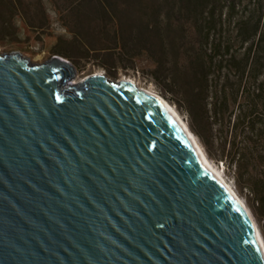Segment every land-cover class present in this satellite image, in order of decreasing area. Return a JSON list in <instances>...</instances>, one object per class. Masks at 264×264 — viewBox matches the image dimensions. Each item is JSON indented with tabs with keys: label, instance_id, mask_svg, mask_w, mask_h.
<instances>
[{
	"label": "water",
	"instance_id": "obj_1",
	"mask_svg": "<svg viewBox=\"0 0 264 264\" xmlns=\"http://www.w3.org/2000/svg\"><path fill=\"white\" fill-rule=\"evenodd\" d=\"M75 77L60 56L0 53V264H264L246 209L165 100Z\"/></svg>",
	"mask_w": 264,
	"mask_h": 264
},
{
	"label": "trees",
	"instance_id": "obj_2",
	"mask_svg": "<svg viewBox=\"0 0 264 264\" xmlns=\"http://www.w3.org/2000/svg\"><path fill=\"white\" fill-rule=\"evenodd\" d=\"M29 11L26 0H0V40L17 33V18L44 27ZM62 18L69 36L51 54L141 73L264 223V0H73Z\"/></svg>",
	"mask_w": 264,
	"mask_h": 264
},
{
	"label": "rangeland",
	"instance_id": "obj_3",
	"mask_svg": "<svg viewBox=\"0 0 264 264\" xmlns=\"http://www.w3.org/2000/svg\"><path fill=\"white\" fill-rule=\"evenodd\" d=\"M71 1L73 0H42L45 9V13H42V11L38 8V0H26L27 4L30 6V11L27 14L28 19L36 24H39L40 22L42 23L45 20V25L39 29L30 28L24 25L20 18H17L15 22L18 27V31L9 38L0 40V53L4 54L17 52L27 58L29 62L34 64H43L44 62L49 61L53 56H55L51 54L50 48L55 43L56 37L69 36L68 30L64 27L62 15L66 16L67 7ZM80 60L79 64L81 66L79 65L76 67V77L73 79V82L74 80L79 81L82 77L90 73L104 72L113 80L120 81L125 78H132L136 80L139 85L151 87L163 96L154 84H152L136 70L117 68L116 70L112 69L114 71H108L99 66L96 61L84 59ZM163 97L177 110L180 116L187 121V117L178 111L176 105L167 97ZM211 161L216 167L219 166V168L223 171L225 178L234 184L232 174L227 171L226 166L221 162ZM239 196L244 200V203H246L248 207L249 204L251 205V201L249 200L246 191H244L243 195L239 194ZM259 223L264 228V223L261 220H259Z\"/></svg>",
	"mask_w": 264,
	"mask_h": 264
},
{
	"label": "bare ground",
	"instance_id": "obj_4",
	"mask_svg": "<svg viewBox=\"0 0 264 264\" xmlns=\"http://www.w3.org/2000/svg\"><path fill=\"white\" fill-rule=\"evenodd\" d=\"M85 77V76H84ZM84 77H82L80 80H82ZM125 79H129L131 81L134 82L135 86L138 87L140 90H146L148 92H151V93H154L156 95H159L163 100H165L168 105L170 106L172 112L176 115V117L182 122V125L186 128L187 132L191 135L193 141L195 142V144L197 145L198 149L200 150V152L202 153L206 163L208 164V166L215 172L217 173V175L220 177V179H222V181L229 187L230 191L236 196V198L242 203L243 207L246 209L247 213L249 214L252 222L254 223V225L256 226L260 236H261V240L263 242V247H264V238L262 236V232L258 226V223L253 215V213L251 212V210L249 209V207L244 203L243 199L239 196V194L236 192L235 188L233 187V184L228 181L224 174H223V171L218 167H216L212 161L208 158L204 148L202 147L201 143L198 141L197 137L193 134V132L190 130L188 124H187V121H185L181 116L180 114L177 112V110L163 97L161 96L158 92H156L154 89H152L151 87H144V86H141L139 85L136 80L132 79V78H125ZM79 80V81H80ZM79 81H75L74 80V83L76 82H79Z\"/></svg>",
	"mask_w": 264,
	"mask_h": 264
}]
</instances>
